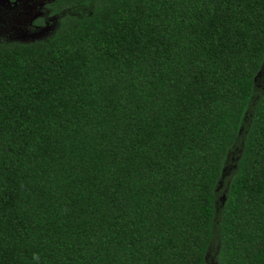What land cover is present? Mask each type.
<instances>
[{
    "label": "trees",
    "instance_id": "trees-1",
    "mask_svg": "<svg viewBox=\"0 0 264 264\" xmlns=\"http://www.w3.org/2000/svg\"><path fill=\"white\" fill-rule=\"evenodd\" d=\"M42 10L0 38V264H264V0Z\"/></svg>",
    "mask_w": 264,
    "mask_h": 264
},
{
    "label": "rangeland",
    "instance_id": "rangeland-1",
    "mask_svg": "<svg viewBox=\"0 0 264 264\" xmlns=\"http://www.w3.org/2000/svg\"><path fill=\"white\" fill-rule=\"evenodd\" d=\"M46 1L49 0H0V38L27 40L47 33L53 21L46 19L43 13ZM39 18L43 25L36 23Z\"/></svg>",
    "mask_w": 264,
    "mask_h": 264
}]
</instances>
